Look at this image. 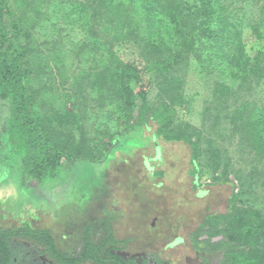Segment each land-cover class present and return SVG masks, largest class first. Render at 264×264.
Listing matches in <instances>:
<instances>
[{
	"label": "rangeland",
	"instance_id": "rangeland-1",
	"mask_svg": "<svg viewBox=\"0 0 264 264\" xmlns=\"http://www.w3.org/2000/svg\"><path fill=\"white\" fill-rule=\"evenodd\" d=\"M101 1L30 0L25 5L23 0H4L3 22L24 54L34 117L57 147L100 163L80 159L70 164L57 187H43L32 174L5 171L0 164L1 225L16 228L28 222L49 228L68 254L82 247L88 227L96 242L105 238L111 221L117 239L152 243L167 234L186 235L206 216L227 213L234 185V216L207 228V236L220 246L215 264H226L233 252L264 264V235L251 231L264 228V0H221L235 42L231 48L241 44L246 63L262 54L259 73L245 79L233 78L221 65L211 73L209 63L195 55L168 73L144 70L145 61L136 60L137 49L113 45V14ZM132 19L141 39H160L175 47L170 27L150 38L142 10H135ZM113 50L119 64L113 63ZM133 62L140 71L132 83L135 119L142 110L154 113L167 119L165 135L191 136L198 146L206 196L197 195L183 177L186 167L176 146L165 144L162 158L152 145L134 158L102 162L104 142L113 139L127 106L116 72ZM12 103L13 96L0 88V146ZM226 178L231 184L210 186ZM16 242L48 262L41 244Z\"/></svg>",
	"mask_w": 264,
	"mask_h": 264
},
{
	"label": "trees",
	"instance_id": "trees-1",
	"mask_svg": "<svg viewBox=\"0 0 264 264\" xmlns=\"http://www.w3.org/2000/svg\"><path fill=\"white\" fill-rule=\"evenodd\" d=\"M28 2L30 0H23L25 5ZM99 4L107 6L106 10L113 14V45L116 48L137 49L136 60L145 61L144 70L168 73L195 55L209 63L207 67L212 68L211 73L218 71L216 69H219L220 65L224 66V70H229L236 79L249 78L259 73L262 54L254 62L247 60L246 63L247 58L241 44L236 42L239 47L231 48L235 42L229 36L221 0H197L194 4L184 0H102ZM3 7L4 0H0V88L13 96V103L7 130L1 138L0 164L5 171L16 170L32 174L43 187H57L62 183V173L70 164L80 159L92 163L100 161L89 159L80 153L70 154L63 151L52 142L48 132L34 117L28 105L29 91L25 83L24 54L17 38L3 22ZM138 9L145 14L149 37L159 35V31L165 26L170 27L176 37L175 47L165 45L160 39L149 42L140 38V27L132 19L134 11ZM106 10L102 9L101 14L104 15ZM16 28L18 31L19 25L15 26ZM116 62L119 64V59L113 50V63ZM136 64H127L122 72H116L118 88L126 96L127 106L113 139L104 142L102 162L134 158L140 151L152 145L156 154L160 150L162 158L168 147L165 144L169 147L176 146L179 148L183 166L186 167L183 177L191 182L194 191H199L197 195L202 192L206 196L209 191H201L204 186L200 184L202 170L198 162V146L191 136L165 135L163 130L167 119L154 113L149 114L142 110L135 119L137 97L132 83L140 73ZM184 149H187L188 155ZM185 155L188 157L186 160L183 158ZM163 160L165 161L164 157ZM220 184L231 183L226 178L210 186ZM236 197V188L232 185L228 212L206 216L197 228L196 238L208 235L210 232L207 228H210L215 220L229 221L234 216ZM0 207L5 210L2 203ZM2 219L0 214V264L11 260L9 252L14 249L11 240L19 237L29 238L43 245L45 252L61 264H81L87 260L105 264L101 252L113 249L115 242L110 222L109 225L106 223L108 234L101 242L93 239L88 227L84 232L81 254L68 257L59 251L51 229L34 227L28 222L16 228H9L1 225ZM251 231L264 235L263 227L252 228ZM208 242H211L210 237ZM211 246L215 250L220 248L216 244ZM233 253L227 256L226 264H254L250 256Z\"/></svg>",
	"mask_w": 264,
	"mask_h": 264
},
{
	"label": "flooded vegetation",
	"instance_id": "flooded-vegetation-1",
	"mask_svg": "<svg viewBox=\"0 0 264 264\" xmlns=\"http://www.w3.org/2000/svg\"><path fill=\"white\" fill-rule=\"evenodd\" d=\"M110 224L112 225V221ZM152 225L154 226L155 223ZM196 232L197 229L186 235L180 233L167 234L161 236L155 242L139 244H135L129 238L117 239L114 235L113 249L101 252V256L104 258L103 262L105 264H215V254L218 251L211 246V244L216 243L215 240L209 243L207 235L196 238ZM105 238L98 242L103 241ZM17 239L33 241L25 237L12 239L14 249L9 252V259L11 260L6 264H61L45 250L42 253L46 255L48 262H44L41 259L43 255L39 257V260L36 251H32L30 246L22 242L17 243ZM33 242L36 243L35 241ZM82 247L72 254L62 252L59 247L58 249L61 253L70 257L75 254H81ZM87 262L97 264L93 260H87L81 264Z\"/></svg>",
	"mask_w": 264,
	"mask_h": 264
}]
</instances>
